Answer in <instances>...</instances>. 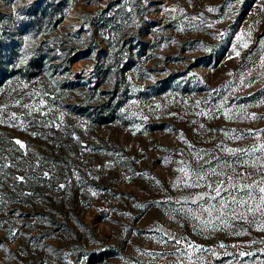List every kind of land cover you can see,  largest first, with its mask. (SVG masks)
I'll use <instances>...</instances> for the list:
<instances>
[{
    "label": "rangeland",
    "instance_id": "rangeland-1",
    "mask_svg": "<svg viewBox=\"0 0 264 264\" xmlns=\"http://www.w3.org/2000/svg\"><path fill=\"white\" fill-rule=\"evenodd\" d=\"M262 145L264 0H0V264H264Z\"/></svg>",
    "mask_w": 264,
    "mask_h": 264
},
{
    "label": "snow or ice",
    "instance_id": "snow-or-ice-1",
    "mask_svg": "<svg viewBox=\"0 0 264 264\" xmlns=\"http://www.w3.org/2000/svg\"><path fill=\"white\" fill-rule=\"evenodd\" d=\"M237 55H239V53H237ZM17 143H19V141H17ZM261 149L264 150V145L261 146ZM229 151H231V152H241V151H244V150H241V149H236V150L229 149ZM252 151H255V149H252ZM213 174H217V173H215V170H213ZM199 178L203 179V177H199ZM20 179H22V178H20ZM228 179L231 180L232 178L228 177ZM209 187H212V186L209 185ZM242 188L243 189H251L252 185L251 184H245V185L242 186ZM222 190L225 191V192L229 191L227 188L224 187V182L220 181V182H218V186L213 189V191L215 192V196H211L210 199L215 200L217 197H220L221 193H222ZM233 190H236V185L235 184H233ZM258 190H259V192L261 194H264V187H260ZM245 195L248 196L249 199L252 198L251 191H246ZM260 200H261V204L264 205V195H261ZM247 202L248 201L243 199V198L237 199L235 195L232 196V200H231L232 204L244 205V204H247ZM219 204H220V208L217 209V211H219L221 213V215H224V211L223 210L228 207V203H226L223 199H221L219 201ZM259 210H260V206L258 205L257 208H256V211H259ZM205 211H209V209H205ZM249 211H252L251 207L249 208ZM233 212H235V210H233ZM209 214H211L210 211H209ZM240 215H241V218H243V214L241 213ZM221 246L223 247V245H221Z\"/></svg>",
    "mask_w": 264,
    "mask_h": 264
}]
</instances>
